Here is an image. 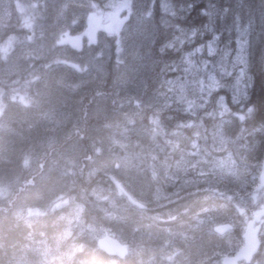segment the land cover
<instances>
[{"label": "trees", "instance_id": "trees-1", "mask_svg": "<svg viewBox=\"0 0 264 264\" xmlns=\"http://www.w3.org/2000/svg\"><path fill=\"white\" fill-rule=\"evenodd\" d=\"M20 1L22 3H25L27 7L29 6L28 8H31L32 12L29 13L30 16L29 15L23 16L22 14L16 15L14 13V15L16 16L11 17L9 21L0 18V29H1L0 42L5 41L7 38L8 40H14L17 42L21 38V36L26 37L27 36L26 31L28 30V28L26 27L25 18L27 17L26 19L30 21L33 17H35L34 19L35 20L37 19V21L39 22V16L40 15L45 16L46 13L44 6L45 0H20ZM81 1L87 4L86 6H83L84 7L83 11H85L86 13L91 11L102 12L109 9L108 6L109 0H81ZM150 1H151L150 19L154 27V37L152 39L151 44L148 46V53L151 56L150 59L152 64L151 68L155 70L153 71V74L154 73L157 74V71L163 72L162 70L163 67L167 66L166 68H170L171 64L178 60L180 56L179 54L183 53L184 51H188L192 47L203 46L204 44L209 42L210 39H212L214 36L217 35L219 36V40L216 42V47L219 53L224 52V50L231 48L234 50L235 49L234 46L238 38L236 26H235L237 18H239V23L242 26L248 25L249 22L252 23V34L250 37L251 47L249 48L250 50H248L249 64L247 69L248 75L250 77L251 86L247 90V99H241V102L234 103L232 99V94L229 93L227 89H225V90H220L219 92L217 91L216 93L212 94V96H210L209 98L210 101L203 104V106L199 108L195 114L184 113L182 110L177 109L174 105L170 106L171 109L168 106L167 108H165V110L163 109L159 111L158 114L156 115L159 117V125H161L162 123L161 126L163 127L165 133L161 131L162 129L159 131L152 129L151 122L149 123L150 120L149 118L150 116H152L153 113L151 108L144 107L137 110L133 104L134 100L129 99V97L127 98L115 97L116 95L115 92L113 91V86H114L113 81L115 80V77L119 71L120 52H117V45L114 42V38L106 34L103 38V44H101L102 45L101 47L97 46L94 48L86 45V50L81 52L79 56V60L74 61L73 63L79 66V68L75 69L71 79H73L76 82L78 90L80 91L83 90L84 93L82 94L81 99H79V101L76 103L77 105V106L75 105L76 108L75 106L72 107L73 111L70 112L71 116L69 115V117L72 118L69 122H67L68 126L66 125V129L67 127L68 129L67 130L65 129L66 131H64L62 134L55 135L48 133L43 140H40L38 145H34L35 142L39 141V139L38 140L36 139L37 136L36 133L34 131H32L31 133H25L21 131V128L23 127L19 128L20 131L24 133V135L26 136L28 135L29 140L31 142L28 143V141L26 140V143H28L29 146L32 147L38 146L35 150L32 151V154L37 156L36 153L43 152V154H45L44 160H40L39 165L33 164L34 167L31 166L30 164H28L29 167H25V168H20V166H18L10 173L11 176L9 175L5 179L11 180L12 177L14 178L12 179L15 181V183L13 180L7 181L10 187L12 188V186L15 187V184L17 183L21 184L23 180L22 178L34 179L36 176L33 174L38 173V171L39 173L46 171L48 178L46 180V183L43 182V184L45 185L48 184L50 187H55V188L62 187L63 189H69L72 195H74L79 199H83L85 196L88 195L90 197L93 196L92 201L93 203H97L96 205L95 204L94 205L98 207V210L99 211L103 210L104 213L107 212L105 216L101 214L104 219H100L99 215H97L98 213H96L98 212V210L96 212H94L93 210L94 213L93 212L90 213V217L91 218L93 217L94 224L97 225L96 227H98L99 225V227L102 228H104L103 225L104 226L106 225L105 228L109 229L112 233L120 234L122 237H124L122 239H125L127 241L126 246L127 248L129 247L128 252L129 249L130 252L127 254V256L124 259L120 260L110 257L109 255H105L103 252H101V250L97 249L94 236L90 235L92 234L91 232L92 227L88 229V232L86 230V228L89 227L88 225L89 223L86 220H84L81 224L78 223L77 225H74L73 227L71 223H69L70 219L69 218L68 220L66 219L67 217L65 215L68 213V210L71 208L70 206H66L60 210L59 209H54V210L51 209L52 211L43 210L45 213H43L42 211L41 214L34 217H29L28 215L25 216L23 213L21 214V216H19V220L14 219L11 216V212L9 211L12 210L13 212L14 208L10 209L8 207L18 206L19 205L18 203H20L19 201L20 197L18 198V193L14 192L15 189L13 187L12 190L14 189V191L10 190L9 188L8 191L9 190L11 191V192L9 191L10 194L6 196L7 198H5L4 200H0V264H174L173 263L174 261H178L176 257L167 256L166 254H164V251H167V248L168 246L170 247V244L167 239L164 240V238H166L165 236L167 235L166 232H164L165 230L162 229L163 227L162 228L160 227L164 225L162 221L161 223L160 222L154 223L155 226L154 224L150 226L151 228L150 230H152L153 227L155 230L152 231L153 232L152 238H157L160 241L148 242V240L142 236H134L133 238L131 234L129 233L127 234V232H130L129 229L125 228L126 230L125 231L124 228L120 226L123 224L119 225L120 220H113L115 219L114 206L119 201L122 205L124 206L126 205L125 206L126 208L130 206L133 207V208L129 207L131 210L132 209L136 210V208H134L136 206L127 202V197H126L127 194L131 195L141 203H143L144 201L150 203L152 202L151 203L152 205L153 203H157L161 192V186L152 185L154 183L153 180L149 181L151 174H152V178L154 176L153 178L154 180L157 179L156 182L161 181V178L163 176L164 177L162 179L168 178V181L165 180L167 181V183L166 182L163 183L164 186L162 190L164 191L168 190L171 191L170 193H172L175 191V190L173 191L171 190L172 187H174V189L178 188L179 182L177 181L176 184H173L171 182L173 181V179H170V177L171 178L177 177L179 173H182L184 169L183 165L184 166L192 165L193 162L195 161L196 158L192 153L193 149H191L192 142H194L193 135L197 133L198 129L200 131L202 129V126L205 128L204 135H207L209 128L214 126L215 121L218 120L219 109L217 108V105L215 104L216 102L214 101L216 97L224 96L225 101L229 106L228 107L229 114L226 117H223V119L218 120L224 123L223 132L227 134L229 139L239 137V139L236 140L235 144L240 145V151L242 152L243 155V159L239 163V170L237 171L229 170V171L231 173H240V172H244L245 168L254 169V166L258 165L262 161L264 157V0H166V1L150 0ZM162 2L163 3L166 2L167 4L164 3L163 5ZM156 3L159 5V7ZM203 6L207 8L206 11ZM158 12L161 15V17L158 14ZM22 13L24 14V12ZM158 18H160L161 20ZM17 26L18 28H16ZM180 32H182L188 38V40H186L185 43L186 45L183 44L181 48H176L175 50H171L168 47H166V43L172 40L174 36ZM51 51H52V47L49 46L47 48L48 54H46L45 58L33 59L31 56H26L22 60V64H21L22 67L20 71L12 75L0 76V97L8 98L9 100H11L12 106H14L15 102L20 104L21 107L25 109V110L22 109L23 113H26L28 110L33 109L34 102L33 100L30 99L33 95L32 86L37 82L35 76L38 73V68L41 67L48 68V66L51 63H53V61L56 60L58 57V56L50 55ZM212 59H215V57ZM81 66L83 67V69L81 68ZM85 69L87 71L89 70L90 72L86 73L87 71ZM218 73L219 75H222L221 72ZM108 80L110 83L107 82ZM82 83L83 85L81 88L80 86ZM148 83H150L151 88L154 86V82L152 79L151 80L149 79V81L146 82L147 87H148ZM99 91H101L102 97L95 98L94 94H96V92ZM91 94H93V100H91ZM24 99L26 101L23 103ZM56 99L58 101V98ZM1 105H3L2 120L5 126H7V123L8 121H10L11 116L13 117L15 115L14 116L15 119H13V121L10 122L11 123L10 126L18 128L19 118L17 116L19 115L18 113L20 108L18 109L15 108L14 113H12V115L10 116V114L7 113L9 112V110H6L8 109L7 108L8 106L5 105L4 103ZM173 108L175 111L173 110ZM248 108H252L251 113H248ZM141 109L143 111H141ZM67 111H68L67 108H64L63 105H60L57 109L58 113L57 112L56 113L57 116L60 117L63 115H67ZM136 111L138 112L135 113ZM74 116L76 117V119ZM241 116H243V119L240 118ZM83 123L84 126L82 127ZM87 126L89 127L87 128ZM181 126L183 128H181ZM176 128H178L179 130ZM170 129L172 131H170ZM189 131H191V134ZM105 134L107 136L109 135L110 137H107ZM180 134L182 139L179 138ZM33 136H35V138ZM209 138H212L209 140H213L216 142L218 136H215L214 138L213 137H209ZM10 140L11 139H9V141ZM167 141H169V143ZM200 143L201 142H199V144ZM166 145L168 147L170 145L172 148L171 147L168 148ZM2 146L3 145L0 144V148ZM41 147H43L42 150ZM175 148H177L176 149L177 151L175 150ZM7 151L8 153L3 155L0 159L5 160L9 158V156L7 155L14 154V151L12 150L8 149ZM78 151L79 153H77ZM184 153L186 155H184ZM228 155L230 156L229 153ZM167 161L169 162L167 163ZM184 163H186V165ZM168 164H170L169 167L167 166ZM95 165H97L98 167ZM163 167L165 168L167 167L168 169L167 168L165 169ZM77 168L80 171H75L77 170ZM197 168H198V172H210V173L227 172L224 169L219 168V165L217 164L211 166L207 161H202V160L198 162ZM73 170L75 172H73ZM23 173L25 174L23 175ZM133 173L134 175H132ZM154 173L156 176L154 175ZM30 174L31 176L32 175L33 176L31 177ZM75 176L78 178H76ZM135 178H137V180ZM127 179L129 181H127ZM218 179L216 182L219 183H217L216 188H221L220 191H231V192L233 191L234 187L231 184L234 185V183L231 180H234L235 178L220 177ZM229 181L230 184L228 183ZM23 183H25V180L23 181ZM84 186H85V190H83ZM204 187H206V185H200L199 187L178 188L179 190H182V192L177 196H175L173 193L172 194L177 199H179V201H181L183 204L180 202L182 204L181 208L175 211L172 210V214L169 216L176 217L175 218L176 221L177 220L176 213L180 209L183 208L188 209L189 207H194L196 201H193L195 199L191 197V194H193V191L195 189L203 190ZM88 189L90 192L88 191ZM106 190L108 191V193ZM155 190L158 191L157 194L155 193ZM80 191L82 195L81 193L79 194ZM76 192L78 195L76 194ZM137 194L139 196H137ZM99 195H102L101 196L102 198L104 196L106 198L104 197L103 199L101 198L98 199ZM110 196L112 197L110 198ZM143 199L145 200L143 201ZM99 201L100 203H98ZM98 204H100L101 206H99ZM205 204L207 205V203ZM194 210H199V208L190 210V213H192ZM136 211H139L138 208ZM139 212L143 216L142 211ZM12 215H14V213ZM138 215H137L138 218L142 217L140 214ZM182 216L184 217V219L181 220V222H186L185 215L182 214ZM25 217L27 220L24 219ZM83 217L85 218V213L83 214ZM158 217L160 218L159 215ZM161 218L164 219L165 216L162 215ZM144 221L142 222L140 221L139 223H143ZM66 222L69 224H67ZM113 222H117V223H113ZM65 223L67 224V227L66 225H64ZM157 233L158 234L161 233V234L158 235ZM131 241L132 242L137 241V242L134 245H132L133 243ZM163 241L164 243H162ZM31 242L32 244H30ZM151 243L154 244L153 247H150ZM38 244L40 245L38 246ZM174 246L175 245L172 246L171 244V247ZM187 246L193 252H195L196 250H200L203 247L202 244L195 245L194 243H191V245H187ZM215 247H214L215 252L221 251L220 245L217 244L215 245ZM28 248H30L31 251ZM132 248H133V252L131 250ZM32 251H34V253L36 251L35 255ZM192 255L193 256H188L191 261L196 257L195 253H192ZM168 258H170V260H168Z\"/></svg>", "mask_w": 264, "mask_h": 264}, {"label": "rangeland", "instance_id": "rangeland-1", "mask_svg": "<svg viewBox=\"0 0 264 264\" xmlns=\"http://www.w3.org/2000/svg\"><path fill=\"white\" fill-rule=\"evenodd\" d=\"M123 2L124 0H109L108 1L109 9H107L106 11H102V12L91 11L86 13L85 11H83L84 8L83 6H86L87 4L81 0H45L44 6H45L46 17H44L45 19L44 22H42L41 19H39L38 22L37 19L36 20L34 19L35 17H33L30 21L25 18L26 27L28 28V30L26 31L27 36L26 37L21 36V38L19 37L20 39L17 42L14 40H7V41L5 40L0 43V76L12 75L20 71L22 67L21 65L22 60L26 56H31L33 59L45 58L46 54H48L47 52L48 46L52 47V51L50 55L58 56L57 59L54 60L53 63H51L48 66V68H44V67L38 68V73L35 76L37 82L32 86L33 95L30 100H33L34 102L37 98L42 100L49 98V100L52 102L53 105L51 113H49L50 115H47L48 113L44 114V117L41 122V126L44 130L40 128L41 126H39L40 128L39 130L42 131L36 132L38 134L36 136L37 140L38 138L40 140H43L48 133L53 134L54 132H58L54 134L55 135L62 134L64 132L62 130L66 129V125L68 124L67 122L71 120V117H69L70 112L73 110L71 107L76 105V103L79 101V99H81L82 94L84 93L83 90L82 91L78 90L76 82L73 79H71L75 69L79 68V66L73 64V62L79 60V56L81 52L86 50V45L94 48L97 46L101 47L102 46L101 44H103V38L106 34L114 38V42L117 45V52H120L119 71L115 77L114 86H113V91L115 92L116 95L115 97L117 98L129 97V99L134 100L133 104L134 107H137L136 108L137 110L140 109L141 107L142 108L150 107L151 110L154 109L152 110L153 112L152 116L149 118L150 119L149 123L151 122L152 129L158 131L162 129V132H164L163 127L159 125V117L157 118L156 116L159 111L165 109L164 107L167 108L168 106L174 105L177 109L182 110L184 113H191V114H195L196 111L202 107V106H196L190 109L187 107L185 103L179 100L181 85L185 86L184 96L187 99L195 101L197 105H201L202 103L205 104L204 101L209 102L210 96H212V94L216 93L217 91L213 92L210 96L207 94V92L201 95L198 84L200 79H204L205 81H207V76L209 73L215 74L217 79H219L221 83L225 85V87H222L220 90L227 89L229 93L233 95L232 88L235 85L236 76L240 70V66L233 68L231 63L232 59L235 56V50L237 47L236 43L234 46L235 49L234 50L232 48L230 49L231 55L227 58L223 57L224 52L219 53L218 51L215 56L209 57L207 55V45L209 44V42L213 40V38L210 39L209 42L204 44L203 45L204 52L202 54L194 55L192 59L194 62H196L197 66H200L201 62L204 60L209 61L210 63L207 71H200L196 73L185 72L186 65L183 62L184 57L188 53L194 52V50L198 47L195 46L196 48L192 47L188 51H184L183 53H181L178 60L172 63L170 68L163 67L162 68L163 72L154 75L153 74L154 70L150 66L152 65L150 61L151 56L148 53V46L151 44L152 38L154 37V27L150 19L151 1L127 0V4L129 5V8L121 9L120 5ZM28 7L25 3H22L20 0H0V18L4 20L7 19L9 20L13 16L12 14L15 13L16 15H19L22 12H24V14L22 13L23 16L24 15L27 16L29 15V13L32 12V9ZM186 40H188V38L182 32H180L177 35H175L172 40L166 43V47H168L171 50H175L176 48H181V46L186 43ZM214 57L215 59H212ZM222 59L227 70L232 73L231 76L219 75L218 72H221L219 65ZM81 68L83 69L82 66ZM88 72L90 71L88 70L86 73ZM224 78H226L227 81ZM149 79H152L154 82V86L151 89L149 87L150 86L149 83H148V87L146 86V82H148ZM194 82H195V86H193ZM82 85L83 83L80 86L81 88ZM148 89L149 91L145 93L146 90ZM220 90H218V92ZM64 92L67 94L65 95ZM68 92L70 93V96H68L69 94ZM100 94L101 91L96 92V94H94L95 98H101L102 94L101 95ZM131 96L132 98H130ZM56 98H58V101L60 100L59 104ZM42 100H40L38 103L40 104ZM91 100H93V94H91ZM25 101L26 100L24 99L23 103ZM214 101L216 102L215 104L219 109L218 120L223 119V117H226L229 114V108H228L229 106L225 101L228 108V111L225 112L219 105V97H216ZM0 102H1L0 103V144L2 143L3 145L1 149L2 150L13 149L15 151L13 156L16 157L18 161L20 160L18 163L20 168L29 167L28 164L32 166L33 162L34 164L39 165L37 159L41 158L42 156L40 155L39 152L36 153L37 156L33 155V158L35 157L34 159L32 157L30 158L31 156L30 154H32V150L36 149L38 146L36 147L29 146L31 149L29 151L30 153H28L27 151L28 147H26L24 143L26 142V140H28V142L31 141L29 140V138H27L26 135H24L23 132L21 133L19 129L20 127L14 128L13 126H10L11 125L10 122L13 121L14 118L12 117L10 118V121H8L7 126H5L2 120L3 105L1 104L4 103L5 105L8 106L7 107L8 109H13V110H15V108L17 109L20 108L19 109L20 111L24 108L21 107V105L18 104L17 102H15L14 106H12L11 105L12 101L9 100L8 98L0 97ZM239 102H241V100ZM60 105H63V107L67 109L68 107L70 108L67 111L68 116L63 115V117L60 116L61 118L57 116L58 113L57 107H59ZM34 107H36V105H34L33 108ZM28 111L30 112L31 110ZM137 112L138 111H136V113ZM64 120H66L67 122H65ZM57 126L60 127L56 129ZM11 128H13L12 131ZM181 128L183 127L181 126ZM223 128H224L223 122L218 124L216 127L212 128V132L213 133L215 132L214 134L218 136L221 150L227 151V153L225 154L222 153L220 150H218V152L222 153V155L220 156H218L217 153L213 152L215 150L213 145L207 144L205 142V135L202 136L201 131L193 136L194 142H192L193 148L191 147V149H193L195 152L194 156L196 158L195 161L197 163L194 161L195 163L193 162L192 165L183 166L184 169L182 173H179L177 178L175 177L176 180L179 182L178 188L199 187L200 185H206V187H204L203 190L208 188L211 189L215 187L214 189L216 190V192L220 191L221 188L216 189V185L218 183L216 181L217 178L219 177V174L221 173H217L218 175L214 173L216 174L215 175L216 178H215L213 173L208 172V174H206L207 172L197 171L198 162L201 160L207 161L211 166L217 164L219 165V168L227 171L225 173H222L220 177L235 178L234 180L231 181H234L233 183L236 186L232 184L231 185L234 187L232 194L233 196L235 195L236 204L238 206L251 205L253 207V211L255 215L258 216L259 218L260 224L264 228V189H258L256 183L261 173L262 161L258 165H255L254 169L245 168L244 172L231 173L229 170H233V171L239 170V163L242 161L243 155L242 152L240 151V145L235 144L236 140H238L239 137L229 139V137L225 136L226 134L223 132ZM48 129H50L51 132ZM214 129L216 131H214ZM47 131L48 133H46ZM212 132H210V134H213ZM39 133L40 134L44 133V134L42 136ZM197 136L199 137L198 139ZM24 137L26 138V140ZM9 139L11 140L9 141ZM40 140L36 142L35 145H38ZM199 142H201L200 145H198ZM230 143H232V146L230 145ZM17 146L19 149L17 148ZM15 147L17 149H15ZM196 147L198 148L199 151H197ZM228 153L232 154L233 156L232 157L231 155L229 156ZM16 154L18 157L16 156ZM207 154L210 156H208ZM23 155L26 157H24ZM42 157L44 158V156ZM21 159L23 162H21ZM29 159H31L32 161ZM18 164H16V166L13 165V167L17 168ZM10 165H12L11 161L0 162V169L7 170L8 172L11 173L12 171ZM46 176L48 177L46 171L40 172L38 176L39 181L36 185L44 186L45 188V184L42 183L46 182L47 180ZM22 179L23 180L21 184H23V181L25 180L28 182V184L27 182L25 184L29 185V187L31 186L32 180L30 178L27 179L22 178ZM166 179L168 178H165V180ZM162 180L163 179H161V181H159L158 183L160 184L165 182L164 180H163L164 182ZM177 181L173 180L171 182L173 184H176ZM209 182H214V185L213 186L210 185ZM228 183L230 184V181ZM9 187L10 185L8 186L7 182L6 183L3 182L0 184L1 200H4L6 196L10 194V192L8 191ZM174 190L176 191L172 193L176 194L178 189H174ZM168 192L170 193L171 191ZM155 193L157 194L158 191H155ZM162 193L163 191L161 190L160 196L163 197ZM172 193L167 195V198H170L172 196ZM62 199H64V197H62ZM62 199H61L62 202H59L58 204L55 205V207H57L58 209L65 207L68 201V198L66 197L64 200ZM35 204L36 203H33L32 204L33 206L31 207L30 203L27 202L24 203V201H20V205H19L20 207L19 208L16 207L13 210L14 215L21 216V214L24 213V215L27 216L37 212L38 210L35 209L37 204L36 206ZM119 204L120 202L116 203L114 206V208H116L115 217H118L115 218L116 220H120V218L122 217L121 213L123 208ZM88 225L90 227L86 228L87 232L88 229L92 227L90 224ZM141 226H143L142 233L138 234L137 236H142L150 242H158L157 238H152L153 234L147 232V228L145 224H141ZM91 232L92 234L90 235L91 236L93 235L95 240L100 237L110 236L118 240L120 243L127 244L126 243L127 241L124 242L122 238L120 239L121 237L120 234L116 235L107 228L94 226L91 228ZM263 234H264V230H263ZM263 242H264V238H263ZM132 243L134 244L135 242L133 241ZM153 245L154 244L151 243L150 247H153ZM167 256H170L169 253H167ZM172 256H177V253L172 252ZM168 260H170V258H168ZM262 264H264V260H262Z\"/></svg>", "mask_w": 264, "mask_h": 264}, {"label": "bare ground", "instance_id": "bare-ground-1", "mask_svg": "<svg viewBox=\"0 0 264 264\" xmlns=\"http://www.w3.org/2000/svg\"><path fill=\"white\" fill-rule=\"evenodd\" d=\"M166 1V0H165ZM157 2V1H156ZM159 2V1H158ZM167 2H169V1H167ZM164 3H166V2H164ZM164 3L162 2V4L164 5ZM157 4V3H156ZM167 4V3H166ZM158 5V4H157ZM169 5V4H168ZM207 6V5H206ZM71 7V6H70ZM158 7H159V5H158ZM204 7V6H203ZM73 8V7H72ZM167 8H168V6H167ZM205 8V7H204ZM159 9V8H158ZM73 10V9H72ZM207 10V8H205V11ZM6 11V10H5ZM165 11V10H164ZM167 11H169V10H167ZM44 12V11H43ZM200 12V11H199ZM2 13V12H1ZM40 13V12H39ZM38 13V14H39ZM72 13V12H71ZM157 13V12H156ZM172 13V12H171ZM185 13V12H184ZM22 14V13H21ZM20 14V15H21ZM37 14V15H38ZM73 14V13H72ZM75 14V13H74ZM158 14H159V12H158ZM9 15V14H8ZM13 16H16V15H14V14H12ZM160 15V14H159ZM163 15V14H162ZM184 15V14H183ZM12 16V17H13ZM30 16V15H29ZM157 16V15H156ZM3 17V16H2ZM44 17H46V16H39V19H41L42 20V22H44ZM160 17H161V15H160ZM10 18V17H9ZM27 18V17H26ZM164 18V17H163ZM167 18V17H166ZM158 19H160V18H158ZM8 20V19H7ZM16 20V19H15ZM17 20H18V18H17ZM161 20V19H160ZM4 21V20H3ZM9 21V20H8ZM21 21V20H20ZM160 22V21H159ZM7 23H9V22H7ZM10 23H12V22H10ZM8 25V24H7ZM201 26V25H200ZM10 28V27H9ZM16 28H18V26L16 27ZM1 30V29H0ZM5 30V29H4ZM196 30V29H195ZM14 31V30H13ZM12 31V32H13ZM200 33V32H199ZM15 34V33H14ZM18 34V33H17ZM201 34V33H200ZM205 34V33H204ZM1 35H2V32H1ZM13 35V34H12ZM187 35V34H186ZM214 35H216V34H214ZM11 36V35H10ZM14 36H16V35H14ZM13 37V36H12ZM14 38V37H13ZM16 38V37H15ZM153 39V38H152ZM6 40H8V38L6 39ZM167 40V39H166ZM191 41V40H190ZM3 42V41H2ZM1 43V42H0ZM229 44V43H228ZM186 45V44H185ZM49 47V46H48ZM47 47V48H48ZM251 47V46H250ZM196 48V47H195ZM187 49V48H186ZM228 50V49H227ZM250 50V49H249ZM226 51V50H225ZM221 53V52H220ZM233 54V53H232ZM167 55V54H166ZM180 55V54H179ZM160 58V57H159ZM163 62V61H162ZM74 63V62H73ZM216 63V62H215ZM80 64V63H79ZM169 65H170V63H169ZM151 67H152V65H150ZM167 67V66H166ZM170 67V66H169ZM161 68H162V65H161ZM151 69V68H150ZM159 69V68H158ZM99 71H102V70H99ZM155 71V70H154ZM122 72V71H121ZM110 73V72H109ZM157 73H161V72H158L157 71ZM101 74V73H100ZM152 74V73H151ZM155 74V73H154ZM153 76V75H152ZM160 76V75H159ZM249 76V75H248ZM141 77V76H140ZM150 77V76H149ZM155 78V77H154ZM111 79V78H110ZM151 80V79H150ZM146 81V80H145ZM148 81V80H147ZM157 81V80H156ZM108 83H110L109 82V80L107 81ZM114 82V81H113ZM157 83V82H156ZM112 84V83H111ZM150 84V83H149ZM152 85V84H151ZM147 86V85H146ZM150 87V86H149ZM145 88V87H144ZM147 88V87H146ZM150 89H151V87H150ZM156 89V88H155ZM149 90V89H148ZM145 91V90H144ZM147 91V90H146ZM153 91V90H152ZM148 92V91H147ZM151 92V91H150ZM69 93V92H68ZM111 93V92H110ZM146 93V92H145ZM64 94L66 95L67 93H65L64 92ZM64 95V96H65ZM101 95V94H100ZM106 95V94H105ZM146 95V94H145ZM68 96H70V93L68 94ZM67 96V97H68ZM122 98V97H121ZM130 98H132V96L130 97ZM63 99V98H62ZM67 99V98H66ZM40 100H42V99H39V98H37L35 101H34V105H36V107H34L33 109H30L31 111L29 112H26V111H24V112H26V113H23L22 112V110H20L19 111V115L17 116L18 118H19V127L21 128V127H23V128H21V131H23V132H25V133H31L32 131H34L35 133L36 132H40V131H42V130H39L40 128L41 129H43L42 128V126H41V122H42V119H43V117H44V114L45 113H48L47 115H50L49 113H51V110H52V102L49 100V98L48 99H44V100H42V102H40V104L38 103ZM48 100H49V102H48ZM72 100V99H71ZM71 102V101H70ZM75 102V101H74ZM73 102V103H74ZM48 104H49V106H48ZM75 104V103H74ZM126 104V103H125ZM142 105V104H141ZM57 106V105H56ZM65 106V105H64ZM67 106V105H66ZM75 106V105H74ZM77 106V105H76ZM76 106H75V108H76ZM129 106V105H128ZM68 107V106H67ZM73 107V106H72ZM71 107V108H72ZM94 107V106H93ZM170 107V106H169ZM54 108V107H53ZM58 108V107H57ZM97 108V107H96ZM102 108V107H101ZM135 108H137V107H135ZM142 108V107H141ZM148 108V107H147ZM150 108V107H149ZM164 108H166V107H164ZM6 109V108H5ZM70 108L68 107V110H69ZM88 109V108H87ZM93 109V108H92ZM170 109H171V107H170ZM169 109V110H170ZM9 110V112H7V113H9L10 115H12V113H14V111L15 110H13V109H8ZM23 110H25V109H23ZM28 110V109H27ZM139 110V109H138ZM152 110H154V109H152ZM165 110V109H164ZM173 110H174V108H173ZM172 110V111H173ZM55 111V110H54ZM71 111V110H70ZM73 111V110H72ZM81 111V110H80ZM141 111H143L142 109H141ZM149 111V110H148ZM175 111V110H174ZM180 111V110H179ZM17 112V111H16ZM15 112V113H16ZM122 112H124V111H122ZM147 112V111H146ZM171 112V111H170ZM55 113V112H54ZM77 113V112H76ZM136 113V112H135ZM142 113V112H141ZM150 113V112H149ZM164 113V112H163ZM177 113H178V111H177ZM53 114V113H52ZM68 114V113H67ZM73 114V113H72ZM78 114V113H77ZM81 114V113H80ZM130 114V113H129ZM70 115V114H69ZM138 115V114H137ZM177 115H179V114H177ZM182 115V114H181ZM15 116V115H14ZM14 116L12 117V118H14ZM68 116V115H67ZM71 116V115H70ZM77 116V115H76ZM87 116V115H86ZM94 116V115H93ZM164 116V115H163ZM165 116H168V115H165ZM173 116V115H172ZM184 116V115H183ZM63 117V116H62ZM75 117V116H74ZM138 117V116H137ZM151 117V116H150ZM174 117V116H173ZM172 117V118H173ZM180 117V116H179ZM178 117V118H179ZM61 118V117H60ZM65 118V117H64ZM67 118V117H66ZM72 118V117H71ZM105 118V117H104ZM140 118V117H139ZM145 118V117H144ZM157 118H158V116H157ZM15 119V118H14ZM45 119H47V118H45ZM63 119V118H62ZM74 119V118H73ZM75 119H76V117H75ZM74 119V120H75ZM81 119V118H80ZM97 119V118H96ZM95 119V120H96ZM170 119H171V117H170ZM183 119H185V118H183ZM50 120V119H49ZM61 120V119H60ZM133 120V119H132ZM173 120V119H172ZM53 121V120H52ZM51 121V122H52ZM57 121H58V119H57ZM65 122H67L66 120H64ZM98 121V120H97ZM104 121V120H103ZM128 121V120H127ZM130 121V120H129ZM167 121V120H166ZM168 121H169V119H168ZM210 121H212V120H210ZM133 122V121H132ZM140 122V121H139ZM172 122V121H171ZM177 122V121H176ZM176 122H175V124H176ZM183 122H184V120H183ZM17 123H18V121H17ZM30 123V124H29ZM86 123V122H85ZM97 123V122H96ZM169 123V122H168ZM178 123V122H177ZM180 123V122H179ZM220 123H222L221 121H218V120H216L215 121V123H214V126L216 127L218 124H220ZM58 124V123H57ZM60 124H62V123H60ZM88 124V123H87ZM90 124V123H89ZM99 124V123H98ZM146 124V123H145ZM173 124V123H172ZM183 124V123H182ZM56 125V124H55ZM119 125V124H118ZM161 125H162V123H161ZM160 125V126H161ZM164 125V124H163ZM171 125V124H170ZM184 125V124H183ZM213 125V124H212ZM39 126H41L40 128H39ZM48 126V125H47ZM53 126V125H52ZM51 126V127H52ZM68 126V125H67ZM84 126V123H83V125H82V127ZM138 126H140V125H138ZM137 126V127H138ZM150 126V125H149ZM175 126V125H174ZM177 126V125H176ZM214 126H212L211 128H209V130H208V134L207 135H205V142L207 143V144H210V145H213L214 146V148H215V150L213 151L214 153L215 152H217L218 150H220L222 153H227V151H225L224 149V151H222L221 150V148H220V142H219V139H217V141L215 142V141H213V140H209V139H212V138H209V137H215V136H217L216 134H214L213 132H212V128L214 127ZM60 127V126H59ZM58 126L56 127V129H58L59 128ZM62 127H64V126H62ZM85 127H86V125H85ZM89 126H87V128H88ZM93 127V126H92ZM106 127V126H105ZM159 127V126H158ZM165 127V126H164ZM9 128V127H8ZM15 128V127H14ZM50 128V127H49ZM120 128V127H119ZM144 128H145V126H144ZM10 129V128H9ZM12 129L13 128H11V131H12ZM61 129V128H60ZM67 129H68V127H67ZM83 129V128H82ZM81 129V130H82ZM131 129V128H130ZM150 129V128H149ZM173 129V128H172ZM175 129V128H174ZM176 129H178V128H176ZM185 129V128H184ZM217 129H218V127H217ZM44 130V129H43ZM49 131H50V129H48ZM54 130V129H53ZM109 130V129H108ZM148 130V129H147ZM161 130V129H160ZM179 130V129H178ZM57 131V130H56ZM62 131H65V129L64 130H62ZM61 131V132H62ZM117 131H119V130H117ZM162 131V130H161ZM170 131H172L171 129H170ZM182 131V130H181ZM201 131V135L202 136H204V132H205V128L202 126V129L200 130ZM199 131V129L197 130V133H199L200 132ZM214 131H216L215 129H214ZM20 132V131H19ZM51 132V131H50ZM143 132H144V130H143ZM167 132V131H166ZM190 132V134H191V131H189ZM210 132H212L213 134H210ZM222 132V131H221ZM22 133V132H21ZM20 133V134H21ZM46 133H48V131L46 132ZM45 133V134H46ZM53 133V132H52ZM54 133H58V132H54ZM53 133V134H54ZM60 133V132H59ZM73 133V132H72ZM77 133V132H76ZM75 133V134H76ZM165 133V132H164ZM195 133V132H194ZM193 133V134H194ZM15 134V133H14ZM19 134V133H18ZM40 134V133H39ZM44 134V133H43ZM43 134H40V135H42L43 136ZM107 134V133H106ZM105 134V135H106ZM112 134V133H111ZM147 134V133H146ZM161 134V133H160ZM222 134V133H221ZM13 135V134H12ZM36 135H38L37 133H36ZM116 135V134H115ZM142 135H143V133H142ZM141 135V136H142ZM151 135V134H150ZM165 135V134H164ZM168 135V134H167ZM172 135V134H171ZM175 135V134H174ZM174 135H173V137H174ZM178 135V134H177ZM219 135V134H218ZM16 136V135H15ZM47 136V135H46ZM107 136V135H106ZM105 136V137H106ZM147 136V135H146ZM154 136V135H153ZM162 136V135H161ZM166 136V135H165ZM194 136V135H193ZM222 136V135H221ZM225 136H227V134L225 135ZM19 137V136H18ZM23 137V136H22ZM34 138H35V136H33ZM84 137H85V135H84ZM107 137H110L109 135L107 136ZM137 137V136H136ZM140 137V136H139ZM145 137V136H144ZM228 137V136H227ZM14 138V137H13ZM17 138V137H16ZM25 138V137H24ZM27 138H29L28 137V135H27ZM44 138V137H43ZM97 138V137H96ZM119 138V137H118ZM151 138V137H150ZM153 138V137H152ZM180 139H182L181 138V134H180V137H179ZM187 138H189V137H187ZM199 137L197 136V139H198ZM226 138V137H225ZM231 138V137H230ZM36 139H37V137H36ZM36 139H34V140H36ZM39 139V138H38ZM85 139V138H84ZM112 139V138H111ZM144 139V138H143ZM167 139V138H166ZM25 140H26V138H25ZM24 140V141H25ZM40 140V139H39ZM58 140V139H57ZM60 140H61V138H60ZM63 140V139H62ZM151 140V139H150ZM176 140H178V139H176ZM187 140V139H186ZM28 141V140H27ZM156 141V140H155ZM164 141V140H163ZM172 141V140H171ZM191 141H193V140H191ZM196 141V140H195ZM53 142V141H52ZM56 142V141H55ZM168 143H169V141H167ZM179 142V141H178ZM18 143H19V141H18ZM29 143V142H28ZM28 143H24V145L26 146V147H28V153H30L29 151H30V147H29V145H28ZM33 143V142H32ZM50 143V142H49ZM73 143V142H72ZM125 143V142H124ZM162 143V142H161ZM172 143H174V142H172ZM189 143H190V140H189ZM2 144V143H1ZM17 144V143H16ZM35 144H36V142H35ZM34 144V145H35ZM151 144V143H150ZM163 144V143H162ZM188 144V143H187ZM201 144V143H200ZM200 144H198V145H200ZM222 144V143H221ZM45 145V144H44ZM86 145V144H85ZM113 145V144H112ZM230 145L232 146V143H230ZM46 146V145H45ZM162 146V145H161ZM167 146V145H166ZM188 146V145H187ZM190 146H191V144H190ZM205 146H206V144H205ZM209 146V145H208ZM34 147H36V146H34ZM99 147V146H98ZM168 147V146H167ZM169 147H171L170 145H169ZM168 147V148H169ZM175 147V146H174ZM192 147V146H191ZM12 148H14V147H12ZM12 148H10V149H12ZM17 148H18V146H17ZM16 147H15V149H17ZM42 148L43 147H41V150H42ZM152 148V147H151ZM163 148H164V146H163ZM172 148V147H171ZM178 148V147H177ZM177 148H175V150L177 149ZM193 148V147H192ZM197 148V147H196ZM223 148V147H222ZM19 149V148H18ZM25 149V148H24ZM81 149H83V148H81ZM146 149V148H145ZM228 149H229V147H228ZM8 149H1L0 148V156H2V155H5V153L6 152H8L7 151ZM13 150V149H12ZM35 150V149H34ZM48 150V149H47ZM67 150V149H66ZM126 150V149H125ZM171 150V149H170ZM183 150V149H182ZM188 150H190V149H188ZM204 150H205V147H204ZM209 150V149H208ZM14 151V150H13ZM21 151H23V150H21ZM25 151V150H24ZM33 151V150H32ZM39 151V150H38ZM50 151V150H49ZM98 151V150H97ZM177 151V150H176ZM178 151H179V149H178ZM197 151H199L198 150V148H197ZM207 151V150H206ZM15 152V151H14ZM20 152V151H19ZM47 152V151H46ZM76 152V151H75ZM81 152V151H80ZM120 152V151H119ZM172 152V151H171ZM181 152V151H180ZM191 152H192V150H191ZM213 152H211V153H213ZM221 152H217V154H218V156H220V155H222V153ZM27 153V152H26ZM40 153V155H42V156H44L45 154H43V152H39ZM67 153V152H66ZM70 153H71V150H70ZM77 153H79V151L77 152ZM82 153H84V152H82ZM82 153H80V154H82ZM166 153V152H165ZM179 153V152H178ZM193 155H194V150H193ZM198 153V152H197ZM203 153V152H202ZM230 153V152H229ZM233 153V152H232ZM21 154V153H20ZM74 154V153H73ZM199 154V153H198ZM208 154H209V152H208ZM207 154V155H208ZM216 154V155H217ZM28 155V154H27ZM31 156H30V158L32 157L33 158V154H30ZM37 155V154H36ZM169 155V154H168ZM184 155H186L185 153H184ZM201 155V154H200ZM231 155V154H230ZM7 156H9V158H7V159H5V160H2V159H0V162H12V165H10V167H11V171H13L16 167H13V165L14 166H16V164H18L19 163V161H18V159L16 158V157H14L12 154L11 155H7ZM16 156H17V154H16ZM24 156V155H23ZM22 156V157H23ZM29 156V155H28ZM41 156V158H36L37 159V161L39 162L40 160H44V158ZM76 156V155H75ZM210 156V155H209ZM233 156V155H232ZM18 157V156H17ZM24 157H26V156H24ZM69 157V156H68ZM106 157V156H105ZM104 157V158H105ZM166 157V156H165ZM183 157V156H182ZM214 157H216V156H214ZM1 158V157H0ZM62 158V157H61ZM70 158H72V157H70ZM145 158V157H144ZM171 158V157H170ZM4 159V158H3ZM23 159V158H22ZM22 159H21V162H23L22 161ZM34 159V158H33ZM60 159V158H59ZM80 159V158H79ZM162 159V158H161ZM184 159H185V157H184ZM198 159V158H197ZM203 159V158H202ZM263 159H264V157H263ZM262 159V160H263ZM29 160H31V159H29ZM76 160H77V158H76ZM209 160V159H208ZM32 161V160H31ZM30 161V162H31ZM50 161V160H49ZM66 161V160H65ZM181 161V160H180ZM187 161V160H186ZM185 161V162H186ZM233 161H234V159H233ZM29 162V161H28ZM46 162H47V160H46ZM45 162V163H46ZM54 162V161H53ZM62 162V161H61ZM72 162H74V161H72ZM71 162V163H72ZM164 162V161H163ZM169 161H167V163H168ZM189 162V161H188ZM196 162V161H195ZM194 162V163H195ZM40 163V162H39ZM49 163V162H48ZM108 163V162H107ZM116 163V162H115ZM197 163V162H196ZM238 163V162H237ZM33 164H34V162H33ZM51 164V163H50ZM75 164V163H74ZM95 164V163H94ZM106 164V163H105ZM185 165H186V163H184ZM44 165V164H43ZM66 165H67V163H66ZM73 165V164H72ZM76 165V164H75ZM91 165H93V164H91ZM99 165V164H98ZM181 165V164H180ZM17 166H19V164L17 165ZM26 166V165H25ZM33 166V165H32ZM49 166V165H48ZM63 166V165H62ZM95 166H97V165H95ZM101 166V165H100ZM168 167L170 166V164H168L167 165ZM184 166V165H183ZM13 167V168H12ZM53 167V166H52ZM73 167V166H72ZM76 167V166H75ZM98 167V166H97ZM43 168V167H42ZM41 168V169H42ZM66 168V167H65ZM68 168V167H67ZM96 168V167H95ZM163 168H165V167H163ZM167 168V167H166ZM165 168V169H166ZM40 169V168H39ZM59 169V168H58ZM89 169V168H88ZM88 169H86V170H88ZM168 169V168H167ZM195 169V168H194ZM70 170H72V169H70ZM85 170V169H84ZM96 170V169H95ZM101 170V169H100ZM140 170V169H139ZM15 171H17V170H15ZM28 171H30V170H28ZM41 171V170H40ZM54 171V170H53ZM75 171H80V170H78V168H77V170H75ZM74 170H73V172H75ZM107 171V170H106ZM121 171H123V170H121ZM166 171H168V170H166ZM198 171V170H197ZM45 172V171H44ZM71 172V171H70ZM114 172V171H113ZM135 172H137V171H135ZM170 172V171H169ZM18 173V172H17ZM26 173V172H25ZM25 173H23V175L25 174ZM28 173V172H27ZM62 173V172H61ZM79 173V172H78ZM82 173V172H81ZM101 173V172H100ZM102 173H104V172H102ZM174 173V172H173ZM195 173H197V172H195ZM16 174V173H15ZM57 174V173H56ZM124 174V173H123ZM143 174H144V172H143ZM151 174V173H150ZM164 174V173H163ZM169 174V173H168ZM206 174H208V172L206 173ZM214 174V173H213ZM217 174V173H216ZM216 174H214V177H215V175ZM10 175V172H8L7 170H4V169H0V184L1 183H3V181L6 183L7 181H12L13 179L11 178V180H9V179H5L7 176H9ZM33 175H35L34 177V179H31L32 180V182H31V186L29 187V185H26L25 183L27 182V181H25V183H23V184H15V187L14 186H12V188L14 187V189H15V191H14V189L12 190V188L11 187H9L10 188V190H12V191H14V192H16V193H18V198L20 199L19 201H24V203L25 202H27V203H30L31 205V207L33 206L32 204L33 203H36L37 204V206H36V204H35V209H37L38 211L37 212H35V213H33V214H30V215H28L29 217H34V216H38L39 214H41L42 213V211L44 210V211H52L51 209H58L57 207H55V205L56 204H58L59 202H62L61 201V199H62V197H64V199H65V197L66 198H68V201H67V203H66V205H65V207L66 206H70L71 208L68 210V213L65 215L67 218V220H68V218L70 219V222L69 223H71V225L74 227V225H77L78 223L79 224H81V222L82 221H84V220H86L92 227L93 226H97V225H95L94 224V219H93V217L91 218L90 217V213H92L93 212V210H94V212H96L97 210H98V207H96L95 205L97 204V203H93V201H92V198H93V196L92 197H90L89 195L88 196H85L83 199H79V198H77V197H75L74 195H72V193L70 192V190L69 189H63L62 187L61 188H55V187H50L48 184L47 185H45V188H44V186H40L39 184V186H37L36 184L38 183V176H39V171H38V173H35V174H33ZM32 175V176H33ZM44 175V174H43ZM72 175H74V174H72ZM72 175H71V177H72ZM79 175V174H78ZM118 175V174H117ZM121 175H122V173H121ZM128 175H130V174H128ZM132 175H134V173L132 174ZM148 175V174H147ZM154 175H155V173H154ZM210 175V174H209ZM218 175V174H217ZM220 175H222V173L221 174H219V177H220ZM11 176V175H10ZM27 176V175H26ZM30 176H31V174H30ZM31 176V177H32ZM143 176V175H142ZM156 176V175H155ZM166 176H167V173H166ZM171 176V175H170ZM177 176V175H176ZM23 177V176H22ZM47 177V176H46ZM54 177V176H53ZM56 177V176H55ZM76 177V176H75ZM80 177V176H79ZM119 177H120V175H119ZM125 177V176H124ZM130 177H132V176H130ZM137 177H139V176H137ZM164 177V176H163ZM162 177V178H163ZM173 177V176H172ZM210 177V176H209ZM218 177V176H217ZM218 177V178H219ZM10 178V177H9ZM19 178V177H18ZM48 178V177H47ZM76 178H78V177H76ZM82 178V177H81ZM91 178V177H90ZM123 178V177H122ZM146 178V177H145ZM153 178H154V176H153ZM152 178V174L150 175V178H149V181L150 180H153V186H156V185H160L161 186V188H163V186H164V184L163 183H157L156 182V180H154ZM161 178V179H162ZM171 178V177H170ZM177 178V177H176ZM176 178L174 177V179H175V181H177L176 180ZM216 178V177H215ZM214 178V179H215ZM217 178V179H218ZM24 179H27V178H24ZM75 179V178H74ZM84 179V178H83ZM104 179V178H103ZM136 180H137V178H135ZM173 179V178H172ZM173 179V180H174ZM211 179V178H210ZM15 180H16V178H15ZM37 180V181H36ZM63 180V179H62ZM85 180V179H84ZM91 180V179H90ZM141 180V179H140ZM148 180V179H147ZM164 181H165V178L163 179ZM162 180V181H163ZM167 181H168V179H166ZM219 180V179H218ZM221 180V179H220ZM14 181V180H13ZM40 181H41V179H40ZM65 181V180H64ZM124 181V180H123ZM127 181H129L128 179H127ZM163 181V182H164ZM167 181H165L166 183H167ZM59 182V181H58ZM95 182V181H94ZM93 182V183H94ZM101 182V181H100ZM170 182V181H169ZM215 182V181H214ZM221 182V181H220ZM234 182V181H233ZM8 183V182H7ZM14 183H15V181H14ZM44 183H46V182H44ZM51 183V182H50ZM70 183V182H69ZM83 183V182H82ZM98 183V182H97ZM219 183V182H218ZM232 183V182H231ZM236 183V182H235ZM13 184V183H12ZM27 184H28V182H27ZM43 184V183H42ZM58 184V183H57ZM68 184V183H67ZM90 184V183H89ZM88 184V185H89ZM92 184V183H91ZM99 184V183H98ZM148 184V183H147ZM4 185V184H3ZM14 185V184H13ZM84 185V184H83ZM83 185H82V187H83ZM143 185V184H142ZM214 185V184H213ZM212 185V186H213ZM216 185V184H215ZM233 185V184H232ZM235 185V184H234ZM6 186V185H5ZM8 186H9V183H8ZM38 188H37V187ZM56 186V185H55ZM97 186V185H96ZM132 186V185H131ZM136 186V185H135ZM144 186V185H143ZM151 186V185H150ZM149 186V187H150ZM172 186V185H171ZM236 186V185H235ZM108 187V186H107ZM8 188V187H7ZM72 188V187H71ZM88 188V187H87ZM87 188H86V190H87ZM138 188V187H137ZM168 188V187H167ZM173 188V190H174V187H172ZM172 188H171V190H172ZM186 188V187H185ZM215 188V187H214ZM45 189V190H44ZM54 189H56V190H54ZM81 189V188H80ZM79 189V190H80ZM90 189H91V187H90ZM97 189V188H96ZM136 189V188H135ZM216 189H218V188H216ZM9 190V191H10ZM79 190H77V191H79ZM83 190H85V186H84V189ZM104 190V189H103ZM102 190V191H103ZM144 190H146V189H144ZM162 190V189H161ZM235 190H236V188H235ZM52 191H54V192H52ZM75 191V190H74ZM88 191H89V189H88ZM107 191V190H106ZM110 191V190H109ZM114 191V190H113ZM155 191H157V190H155ZM163 191V193H162V195H163V197L162 196H160L159 198H158V202L157 203H154L153 205L150 203V202H146V201H144L145 199H143V203H141V202H139V203H137V202H135L134 200H131L130 198L127 200V202L128 203H130V204H132V205H134V206H136V207H134V208H136V210H137V208H138V210L139 211H142V213H143V216H145V217H143L142 216V214L139 212V211H136V210H131L130 208H133V207H127V208H129V209H127L124 205H122L121 203L119 204L120 206H122V208H120V209H122V213H121V215H122V217L120 218V221H119V225L120 224H123V225H120L121 227H123L124 228V230H125V228H127V229H129V231L130 232H127V234L129 233V234H131V236H133V238H134V236H137L138 234H140V233H142V228H143V226H141V224H145L146 225V228H147V232L148 233H150V234H153V230H154V227H153V229L152 230H150L151 228H150V226L152 225V224H154V223H158V222H160L161 223V221L162 222H164L163 220H169L170 218H169V215H171L172 214V210H178L179 208H181V206H182V204L179 202V201H175L174 199L176 198L175 196H177L178 194H175L174 193V195L175 196H173V194H172V196L170 197V198H167V195H169V194H171V193H169L168 191H164V190H162ZM176 191V190H175ZM191 191V190H190ZM11 192V191H10ZM90 192V191H89ZM137 192V191H136ZM153 192V191H152ZM16 193H14V194H16ZM75 193V192H74ZM81 193V191L79 192V194ZM93 193V192H92ZM101 193H103V192H101ZM107 193H108V191H107ZM143 193V192H142ZM161 193V192H160ZM48 194H49V196H48ZM76 194H77V192H76ZM75 194V195H76ZM104 194H105V192H104ZM7 195V194H6ZM78 195V194H77ZM76 195V196H77ZM81 195H82V193H81ZM112 195V194H111ZM114 195V194H113ZM116 195V194H115ZM185 195V194H184ZM102 195H99V197H98V199H103L102 197H101ZM137 196H139L138 194H137ZM242 196V195H241ZM83 197V196H82ZM107 197H108V195H107ZM112 196H110V198H111ZM116 197V196H115ZM147 197V196H146ZM155 197V196H154ZM184 197V196H183ZM191 197L193 198V199H195V200H193V201H196V203L201 199V197H195V196H193V195H191ZM7 198V197H6ZM16 198V197H15ZM106 198V197H105ZM142 198V197H141ZM144 198V197H143ZM64 199H62V200H64ZM108 199H109V197H108ZM190 199V198H189ZM1 200V199H0ZM188 200V199H187ZM9 201V200H8ZM101 201V200H100ZM100 201L98 202V203H100ZM108 201V200H107ZM131 201H133V202H131ZM119 202V201H118ZM51 203H52V205H51ZM19 205H20V203H18ZM21 204H23V203H21ZM95 204V205H94ZM136 204H138L139 206H141V207H139V206H137ZM13 205V204H12ZM11 205V206H12ZM16 206V207H20V206ZM25 205V204H24ZM99 206H101L100 204H98ZM196 205V204H195ZM195 205H194V207H195ZM16 207H8V208H10V209H12V208H16ZM194 207H189L188 208V210H191L192 208H194ZM3 208V207H2ZM64 208V207H63ZM196 208V207H195ZM198 208V207H197ZM60 209H62V208H59V210ZM103 209H105V208H103ZM116 209V208H115ZM193 210V209H192ZM199 210L200 211H202V209L201 208H199ZM10 212H11V216L14 218V219H18L19 220V216H15V215H12L14 212H12V210H9ZM43 211V213H45ZM114 211V210H113ZM112 211V212H113ZM187 211V208H183V209H180L177 213H176V215H180L181 213L182 214H184L183 212H186ZM196 211V210H195ZM4 212V211H3ZM54 212V211H53ZM93 212V213H94ZM101 212V213H100ZM194 212V211H193ZM197 212V211H196ZM195 212V213H196ZM49 213V212H48ZM52 213V212H51ZM85 213V218L83 217V214ZM96 213H98L97 215H99V218L100 219H104L103 218V216L102 215H104L105 216V214L107 213H104V211L103 210H101V211H99L98 210V212H96ZM115 213V212H114ZM118 213V212H117ZM140 214L142 217H137V215L138 214ZM188 213V212H187ZM10 214V213H9ZM47 214V213H46ZM50 214V213H49ZM102 214V215H101ZM182 214H181V216H182ZM189 214V213H188ZM191 214H193V213H191ZM220 214V213H219ZM56 215V214H55ZM61 215H64V214H61ZM158 215L160 216V218L158 217ZM162 215H164L165 216V218L164 219H162L161 218V216ZM216 215V214H215ZM48 216V215H47ZM120 216V215H119ZM139 216V215H138ZM188 216V215H187ZM187 216H186V221H188L189 219L187 218ZM61 217V216H60ZM28 218V217H27ZM37 218V217H36ZM35 218V219H36ZM41 218V217H40ZM98 218V219H99ZM105 218H107V217H105ZM115 218H118V217H115ZM176 218V217H175ZM195 218H198V217H195ZM24 219H26V217L24 218ZM53 219H56V218H53ZM62 219V218H61ZM97 219V220H98ZM138 219H139V221H138ZM193 220H194V218H192ZM27 220V219H26ZM33 220V219H32ZM40 220V219H39ZM65 220V219H64ZM96 220V221H97ZM107 220V219H106ZM113 220H116V219H113ZM140 220H141V222L142 221H144L143 223H139L140 222ZM191 220V219H190ZM22 221H24V220H22ZM105 221V220H104ZM63 222V221H62ZM65 222V221H64ZM118 222V221H117ZM117 222H113V223H117ZM146 222V223H145ZM51 223H53V222H51ZM67 223V222H66ZM64 224V225H66V227H67V224H69V223H67V224ZM107 223V222H106ZM111 223V222H110ZM55 224H56V222H55ZM61 224V223H60ZM104 224V223H103ZM43 225V224H42ZM16 226V225H15ZM106 226V225H105ZM105 226L103 225V227L105 228ZM108 226V225H107ZM154 226H155V224H154ZM69 227V226H68ZM72 227V228H73ZM90 227V226H89ZM98 227H99V225H98ZM118 227V226H117ZM120 227V228H121ZM161 228H162V226H160ZM70 228V227H69ZM116 228V227H115ZM156 228V227H155ZM54 229V228H53ZM66 229V228H65ZM119 229V228H118ZM157 229V228H156ZM123 230V231H124ZM160 230V229H159ZM113 231V230H112ZM126 231V230H125ZM155 231V230H154ZM157 232V231H156ZM155 232V233H156ZM163 232V231H162ZM165 232V231H164ZM117 233V232H116ZM60 234V233H59ZM124 234V233H123ZM126 234V235H127ZM158 234V233H157ZM156 234V235H157ZM161 234V233H160ZM160 234H158V235H160ZM117 235V234H116ZM125 235V236H126ZM167 235V234H166ZM57 236V235H56ZM128 236V235H127ZM163 236V235H162ZM164 236H165V234H164ZM108 237H110V236H108ZM166 237V236H165ZM100 238H103V237H100ZM100 238H98V239H96L95 240V242H96V246H97V241L100 239ZM110 238H112V237H110ZM121 238H124V237H120V239ZM162 238V237H161ZM112 239H114L115 241H117V243H119L121 246H123V247H127L126 246V244H124V243H120L118 240H116L115 238H112ZM166 238H164V240H165ZM123 240H125V239H123ZM133 240V239H132ZM139 240V239H138ZM35 241V240H34ZM44 241V240H43ZM121 241V240H120ZM126 241V240H125ZM124 241V242H125ZM143 241V240H142ZM158 241H160L159 239H158ZM169 241V240H168ZM135 243L137 242V241H134ZM149 242V241H148ZM170 242V241H169ZM34 243H37V242H34ZM134 243V244H135ZM146 243V242H145ZM162 243H164V241L162 242ZM166 243H168V242H166ZM30 244H32V242L30 243ZM131 244V243H130ZM147 244V243H146ZM161 244V243H160ZM40 244H38V246H39ZM139 245V244H138ZM137 245V246H138ZM165 245V244H164ZM31 246V245H30ZM36 246V245H35ZM35 246H34V248H35ZM154 246V245H153ZM160 246V245H159ZM170 246H171V244H170ZM26 247H27V245H26ZM25 247V248H26ZM139 247V246H138ZM158 247V246H157ZM169 247V246H168ZM218 247V246H217ZM129 248V247H128ZM177 247H176V245L174 246V251L173 252H177V249H176ZM209 248H211V247H209ZM216 248V247H215ZM28 249H30V248H28ZM97 249H99V250H101L98 246H97ZM168 249V248H167ZM189 249V248H188ZM187 249V250H188ZM27 250V249H26ZM34 250V249H33ZM132 250V252H133V248L131 249ZM145 250V249H144ZM148 250V249H147ZM210 250V249H209ZM30 251H31V249H30ZM36 251H37V249H36ZM36 251H35V253H36ZM171 251V250H170ZM212 251H214V250H212ZM25 252V251H24ZM28 252V251H27ZM33 253H34V251H32ZM101 252H103L105 255H108V254H106L104 251H102L101 250ZM129 252H130V249H129ZM128 252V253H129ZM30 253V252H29ZM33 253H32V255H33ZM35 253H34V255H35ZM44 253V252H43ZM145 253H146V251H145ZM187 253V252H186ZM190 253H192V251H190ZM26 254V253H25ZM164 254H166L167 255V253H166V251H164ZM181 253H178L177 255L179 256ZM208 254H210V253H208ZM212 254H213V252H212ZM31 255V254H30ZM147 255V254H146ZM169 255L170 256H172V253L170 254L169 253ZM27 256V255H26ZM162 256V255H161ZM188 256H192L191 254L190 255H188ZM209 256H211V255H209ZM44 257V256H43ZM42 257V258H43ZM47 257H49V256H47ZM65 257V256H64ZM131 257V256H130ZM141 257V256H140ZM147 257V256H146ZM153 257V256H152ZM151 258V257H150ZM138 259V258H137ZM32 260V259H31ZM57 260V259H56ZM151 260V259H150ZM158 261V260H157ZM160 261V260H159ZM260 263V262H259Z\"/></svg>", "mask_w": 264, "mask_h": 264}, {"label": "flooded vegetation", "instance_id": "flooded-vegetation-1", "mask_svg": "<svg viewBox=\"0 0 264 264\" xmlns=\"http://www.w3.org/2000/svg\"><path fill=\"white\" fill-rule=\"evenodd\" d=\"M209 184L213 185L214 182H209ZM181 192L182 190L178 189L176 194L179 195ZM191 195L201 197L195 207L201 208L202 211L196 210V212L194 210L193 214H191L190 210L187 209L183 213L185 219L188 215V221L181 222L184 219L181 215H177L176 221L174 216H169L170 219L164 220V225H162V229L167 234L166 239L170 241H168L169 244H172V246L176 245V253H181L179 257L178 255L174 256L178 259V261L173 262L174 264H222L223 257H233L238 248L243 245V234L248 222L253 218L256 219L253 227L258 228L257 239L259 240V246L249 263L242 260L239 264H262V260H264V228L260 224L259 218L255 215L251 205L238 206L235 195L233 196L231 191L216 192L214 188L195 189ZM126 197L127 200L130 198L139 203V201L129 194ZM174 200L179 201L177 198ZM218 227H226V231L223 234H218L216 232ZM191 243L203 245L200 250L192 251V253L196 254V257L192 261L188 257L192 253H190L191 250L187 246L191 245ZM217 244L220 245L221 251H212ZM173 249L174 247H168L166 253L171 254L174 251Z\"/></svg>", "mask_w": 264, "mask_h": 264}, {"label": "snow or ice", "instance_id": "snow-or-ice-1", "mask_svg": "<svg viewBox=\"0 0 264 264\" xmlns=\"http://www.w3.org/2000/svg\"><path fill=\"white\" fill-rule=\"evenodd\" d=\"M121 9L123 8H129V5L127 4V0H124V2L120 5ZM166 7V6H165ZM150 15V13H149ZM236 31H237V40H236V50H235V56L232 59V67L235 68L237 66H240V70L237 73L236 76V82L235 85L232 88V99L234 103H238L241 99H247V89L251 86L250 85V77L247 75V69L249 64V48L251 46V34H252V23L249 22L248 25L242 26L239 23V18H237L236 21ZM219 40V36H214L213 40L209 42L207 45V55L209 57L215 56L217 53V47L216 42ZM204 52V46L197 47L194 52L188 53L184 57V64L186 65L185 72H200V71H207L209 67V61L204 60L201 62L200 66H197L196 62L193 61L192 57L196 54H202ZM231 55V50H226L223 53V57L227 58ZM220 71L222 75L231 76L232 73L227 70L223 59L220 62ZM172 83V82H170ZM199 91L201 95H203L205 92L210 96L213 92L220 90L222 87H225L221 83L219 79H217L216 75L213 73H209L207 76V81L204 79H200L199 82ZM195 86V82L194 85ZM184 85L180 86V96L179 100L187 105L188 108H193L196 106H203V103L201 105H197L195 101L189 100L184 96ZM206 103V101H204ZM219 105L223 109V111H228L227 105L225 103V97L220 96L219 97ZM252 112V108H248V113ZM243 119V116L240 117Z\"/></svg>", "mask_w": 264, "mask_h": 264}, {"label": "water", "instance_id": "water-1", "mask_svg": "<svg viewBox=\"0 0 264 264\" xmlns=\"http://www.w3.org/2000/svg\"><path fill=\"white\" fill-rule=\"evenodd\" d=\"M258 188L264 187V159L262 160L261 165V173L258 177ZM133 202V201H131ZM134 203V202H133ZM139 206L138 204H136ZM141 207V206H139ZM253 221L249 222L245 233H244V244L243 247H241L236 255L232 258H224L222 263L223 264H236L238 261L245 260L246 262H249L251 260V257L255 254L258 248V242L256 239V234L258 231V228L255 230H252ZM226 230L225 227H219L216 232L219 234L224 233ZM97 246L104 251L109 256H116L118 258H123L126 255V250L123 246H121L117 241L114 239L105 236L103 238H100L97 241Z\"/></svg>", "mask_w": 264, "mask_h": 264}]
</instances>
